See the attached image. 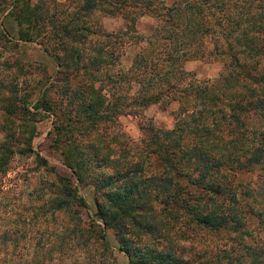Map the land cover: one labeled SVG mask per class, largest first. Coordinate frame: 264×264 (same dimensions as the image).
I'll return each mask as SVG.
<instances>
[{
    "label": "trees",
    "instance_id": "16d2710c",
    "mask_svg": "<svg viewBox=\"0 0 264 264\" xmlns=\"http://www.w3.org/2000/svg\"><path fill=\"white\" fill-rule=\"evenodd\" d=\"M95 11L119 16L122 28L105 30ZM142 16L154 21L146 33L136 28ZM129 42L137 49L122 69ZM25 43L52 60V79L18 59ZM0 50L10 58L0 61V191L15 156H32L53 176L34 216L20 222L28 233L16 221L1 230L0 264H116L106 228L126 264H264V251L244 243L247 219L264 212L255 204L256 193L264 197V0H0ZM206 53L222 68L200 81L183 63ZM174 102L172 126H139L146 131L132 145L99 127ZM43 117L70 175L32 146ZM250 174L256 186L243 180ZM71 177L92 186L86 218ZM47 222L51 230L36 235ZM198 230L230 245L208 250Z\"/></svg>",
    "mask_w": 264,
    "mask_h": 264
},
{
    "label": "rangeland",
    "instance_id": "374dc122",
    "mask_svg": "<svg viewBox=\"0 0 264 264\" xmlns=\"http://www.w3.org/2000/svg\"><path fill=\"white\" fill-rule=\"evenodd\" d=\"M57 1L63 3L66 0ZM98 13V11H95L94 15L97 16ZM97 17H99L98 20L101 21L102 27L105 30L116 31L122 28V19L119 16L110 17L98 15ZM153 23L154 21L152 18L143 16L137 20L136 27L142 33H146L148 28L152 27ZM3 26L9 31V34L15 36L14 33L16 31V26L11 19L4 17ZM204 42L205 45L209 47L210 44L208 42V38H206ZM136 49V46L132 45V42L126 44L122 50V54L118 59L117 67L122 69L127 68L131 63L132 56ZM20 50L21 52L16 55L20 61H35L40 63L45 68V76L48 77V80L52 79L55 66L52 60L47 55L42 53L36 44L25 43L20 46ZM0 53V61L3 60V58L10 59L6 50H0ZM263 60L264 56L261 60L262 63H264ZM183 67L185 70L191 72L200 81H207L212 80L217 76L222 68V61L218 59L214 53H206L201 58L186 60L183 63ZM31 76L38 78L41 77V74L37 72L28 77ZM129 85L130 93H132V87L134 88L135 86L132 84V82ZM121 87L123 93L127 91L126 83H123ZM175 108V102L170 103L165 109H162L157 104H151L144 109L138 110L136 115L120 114L116 116L115 120L112 122H105L100 124L99 127H103L101 129L102 132L104 131L106 134L114 135L116 139L117 137L122 139L125 138V140H128L129 144L132 145V140L135 142L138 141L139 138L143 137V131H146L140 130L139 126L148 127V125H152L154 128H170L173 124L170 111ZM35 124L36 135L32 140L33 148L40 155L46 158L48 164L53 166L56 171L70 175L69 170L61 163V158L58 156L57 151L53 150V148H50L49 146V140L47 138L48 136L46 135V132L50 127L49 118L43 117ZM111 145L116 149V146L113 144V142H111ZM249 179H252L250 186L257 185L255 174L243 176L244 181H248ZM51 180H53L52 173H47L42 168L37 167L32 156L13 157L10 162L8 172L4 177L3 189L0 191V195H2V201L0 203V233L1 230L4 229V226H8L9 224L11 225L12 221L18 222L15 224V227H20L23 229V231H25V233H28L30 226L27 224L23 225L20 222L23 219L29 221V219L34 216V212L36 211V208L34 209V207L41 203L40 201L42 196L46 192L44 187L46 185L45 183L46 181L48 182ZM72 182L76 185L77 192L85 199L87 203V208L82 210V217L86 218L88 214L91 215V213L94 211L92 186L90 184H78L73 178ZM249 199L250 197L247 200ZM255 204L258 205L259 208L264 207V197L256 193ZM57 218H61V216L58 215ZM50 222H47L48 225H46V228L41 227L38 223L37 227L35 226L37 231L36 235L41 234L42 231H45V233L49 232L51 230ZM246 229L248 230L249 235L244 239V243L249 247L257 248L258 251L262 253L264 251V212L259 218L254 216L248 218L246 222ZM105 233L110 245L112 246V252L116 259V264H126L125 256L116 249V242L114 240L112 230L110 228H106ZM17 234L21 235L22 232H18ZM197 235L200 236L203 245H207V249H211L214 246H219L220 244H224L225 246L230 245V240L227 239V235H223L222 233L215 234L206 230H198ZM14 251L15 249L11 250L10 252ZM261 258L264 259V256ZM244 261H247V259Z\"/></svg>",
    "mask_w": 264,
    "mask_h": 264
},
{
    "label": "crops",
    "instance_id": "0c3cea01",
    "mask_svg": "<svg viewBox=\"0 0 264 264\" xmlns=\"http://www.w3.org/2000/svg\"><path fill=\"white\" fill-rule=\"evenodd\" d=\"M143 17V16H142ZM137 23V22H136ZM137 28V27H136Z\"/></svg>",
    "mask_w": 264,
    "mask_h": 264
}]
</instances>
